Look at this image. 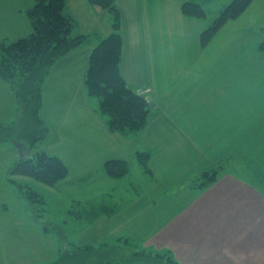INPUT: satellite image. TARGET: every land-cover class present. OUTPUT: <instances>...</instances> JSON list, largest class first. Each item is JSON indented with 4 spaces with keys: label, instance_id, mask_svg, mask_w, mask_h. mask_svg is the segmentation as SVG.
<instances>
[{
    "label": "crops",
    "instance_id": "obj_1",
    "mask_svg": "<svg viewBox=\"0 0 264 264\" xmlns=\"http://www.w3.org/2000/svg\"><path fill=\"white\" fill-rule=\"evenodd\" d=\"M184 1L115 0L120 73L146 94L151 108L141 132L123 135L107 129L97 99L84 88L90 53L111 31L109 16L88 0H66L75 33L95 36L59 58L43 83L39 114L48 132L36 145L59 156L68 173L57 183L63 195L40 193L41 216L51 223L49 215L63 213L55 225L64 246L119 240L169 251L179 264H264V0H252L203 47L201 30L230 1L219 5L214 18L207 16L209 0H191L202 6V18L186 17ZM32 4L0 5V41L31 33L26 10ZM0 91V124L8 126L3 115L10 109L16 116L18 103L1 78ZM137 151L149 154L150 172ZM110 159L127 160V174L108 176L103 164ZM221 161L218 177L199 188V173ZM13 178L25 184L31 179ZM16 200L24 221L13 224L12 234L26 235L25 227L50 234V223L37 224L24 197Z\"/></svg>",
    "mask_w": 264,
    "mask_h": 264
},
{
    "label": "trees",
    "instance_id": "obj_2",
    "mask_svg": "<svg viewBox=\"0 0 264 264\" xmlns=\"http://www.w3.org/2000/svg\"><path fill=\"white\" fill-rule=\"evenodd\" d=\"M252 0H230L219 11L213 21L199 34L201 46H205L219 28L228 20L237 18ZM92 6L105 10L110 19L111 31L107 36L100 37L92 49L84 74V88L90 97H96L98 112L105 117V125L110 132L123 135H134L141 132L149 120L151 108L146 94L131 88L120 73L122 37L120 33L121 14L115 0H88ZM66 0H33L26 10L32 31L30 34L9 42L0 41V78L13 91L18 103L17 118L26 120L27 137L19 138L24 149L31 151L43 139L48 127L40 117L42 89L46 76L52 65L63 55L89 41L88 34H73L74 18L65 11ZM181 12L189 18H202L205 12L195 1L181 3ZM259 49L264 52V28ZM26 115V116H25ZM37 124V125H35ZM4 126V125H3ZM2 126V127H3ZM39 130L34 131V127ZM136 159L146 172L149 154L137 151ZM105 173L112 178H120L127 174L129 166L125 159H110L104 162ZM223 168V161L214 167L204 170L194 182L204 188L213 182ZM29 177L39 183L54 186L67 176L68 168L63 160L46 151H36L28 156L18 158L12 163L9 173ZM15 183L24 199L29 203L36 218L41 216L44 203L42 195L28 184ZM36 212H39L37 214ZM60 230V229H59ZM64 240V234L60 231ZM101 242L96 245L67 244L60 248L59 257L50 264H120L121 261L139 262L140 264H161L159 254L145 251L134 252L133 259H126L124 253ZM167 264H179L169 251Z\"/></svg>",
    "mask_w": 264,
    "mask_h": 264
},
{
    "label": "rangeland",
    "instance_id": "obj_3",
    "mask_svg": "<svg viewBox=\"0 0 264 264\" xmlns=\"http://www.w3.org/2000/svg\"><path fill=\"white\" fill-rule=\"evenodd\" d=\"M229 2L230 0H209L208 5V14L207 16H210L211 18H214L217 13V8L222 2ZM11 3H17V0H0V5L2 4H11ZM221 6V5H220ZM262 11V10H261ZM264 12V11H262ZM252 19V17L250 18ZM101 20H103L101 18ZM103 22L101 21L100 24ZM73 34H87V33H75L74 27L72 29ZM108 35V34H107ZM105 35V36H107ZM89 39L93 38L95 36L94 33L88 34ZM3 91H0V100H2L4 95L2 94ZM94 100H96V97H93ZM97 101V100H96ZM8 109L4 115L3 119L7 121H14L13 124L9 123L6 124L8 126H3L0 124V264H50L54 260H56L59 257L60 248L65 247L62 236H60V230L55 225L60 223V217L63 213H57L54 217H51L49 215L48 217L52 218V222L47 225V229L49 230V233L47 236H39L40 232H35L29 227H25L24 236H18L12 234V227L13 224L15 225L17 222L21 224L24 220H22L19 216L21 215V204L20 202L16 200L17 196H21L22 194L17 189V186H14L11 182L8 181L7 177H17L18 175L13 174L10 172V169L12 167V163L14 162V159H17V151L16 147L14 145V141L19 138L27 137V130L28 125L26 124V120L24 121V118H17V115H13L11 110ZM20 113V108L18 110V114ZM26 116V115H25ZM37 125V124H35ZM3 126V127H2ZM27 128L26 132L24 130ZM39 127H34L33 133L30 135L32 136L35 134ZM28 138V137H27ZM2 141V142H1ZM37 145H32L30 153H35L36 151H39L37 148ZM8 173V174H7ZM16 179V178H15ZM27 179V178H25ZM27 184L37 190L42 195L45 194V196H48V191L50 192V195L52 197L59 195L60 193L63 195L62 188L58 186L57 184L52 186L50 188L48 185L39 183L35 180L28 179ZM18 181V179H16ZM60 194V195H61ZM68 195L72 196L70 193H67ZM75 196V195H73ZM77 197L80 200L83 196L77 195ZM74 197V198H77ZM76 201V199H75ZM4 204V205H3ZM3 206L7 207L5 209ZM72 206L77 209V205H71L70 208L72 209ZM30 212L35 217V222L41 225L42 222H47V219L44 215L38 216L36 218L35 212L32 211L31 208ZM39 214V212H36ZM64 217L66 214L63 215ZM54 222V223H53ZM3 225V227L1 226ZM63 224V223H62ZM64 225V224H63ZM70 225H65V233H70L69 229ZM3 230V234H1ZM5 230H9L7 233H4ZM117 249L119 248L123 253L124 257L126 259H133L134 257L133 253L137 251H145V252H152L159 254L158 261L161 262V264H167L169 260V256L167 253H164V251H155V250H149L145 248L140 247H134L128 244V242H121L117 240L115 243L110 244ZM125 262L121 261L120 264H124ZM126 264H140L139 262H132L127 261Z\"/></svg>",
    "mask_w": 264,
    "mask_h": 264
},
{
    "label": "water",
    "instance_id": "obj_4",
    "mask_svg": "<svg viewBox=\"0 0 264 264\" xmlns=\"http://www.w3.org/2000/svg\"><path fill=\"white\" fill-rule=\"evenodd\" d=\"M14 141V145L16 147L17 150V155L19 158L28 156L30 153L29 149H24L22 142H20L19 140H13Z\"/></svg>",
    "mask_w": 264,
    "mask_h": 264
}]
</instances>
